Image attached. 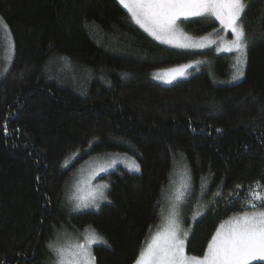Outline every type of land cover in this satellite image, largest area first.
<instances>
[{"label": "trees", "instance_id": "trees-1", "mask_svg": "<svg viewBox=\"0 0 264 264\" xmlns=\"http://www.w3.org/2000/svg\"><path fill=\"white\" fill-rule=\"evenodd\" d=\"M247 2L244 75L219 85L210 74L227 78L230 55L158 44L117 0H0L13 46L0 78V264L47 261L66 220L61 202L73 166L62 164L92 141L88 155L126 153L140 169L102 176L107 203L70 220L106 241L93 248L94 264L137 260L182 157L196 190L191 204L205 206L186 252L204 255L219 224L245 210L235 197L264 187V0ZM179 24L193 35L216 26L207 18ZM195 61L206 66L176 83L151 79Z\"/></svg>", "mask_w": 264, "mask_h": 264}, {"label": "snow or ice", "instance_id": "snow-or-ice-1", "mask_svg": "<svg viewBox=\"0 0 264 264\" xmlns=\"http://www.w3.org/2000/svg\"><path fill=\"white\" fill-rule=\"evenodd\" d=\"M119 3L128 10L135 23L153 39L174 47L203 48L214 42L208 37L199 41L191 40L177 24L178 20H187L190 17H214L219 21L221 28L230 31L234 37L221 48L238 53V67L234 79L244 75L247 43L242 20L250 7L247 0H119ZM192 67L193 65L188 64L169 70L165 74L169 77L165 79V83H171L178 76H184L187 69ZM128 167L135 171L140 170L135 162ZM99 171L104 172L107 169L102 167ZM107 187V184L99 186L90 202L77 204V210L89 206L99 207L97 200L107 199L102 190ZM215 195L219 196L220 193ZM179 199L180 197H177V200ZM248 203L252 211H245L242 215L222 223L209 241L202 257L185 254L184 237L187 233L181 235L180 225L174 214L164 231L154 236L152 242L140 253L136 264H250L253 260L264 261V195L258 191L253 192ZM97 242L106 243L93 233L86 244H77L76 251L69 258L70 264H92L94 257L89 245ZM58 255L61 258L58 264H65L64 250H58Z\"/></svg>", "mask_w": 264, "mask_h": 264}, {"label": "rangeland", "instance_id": "rangeland-1", "mask_svg": "<svg viewBox=\"0 0 264 264\" xmlns=\"http://www.w3.org/2000/svg\"><path fill=\"white\" fill-rule=\"evenodd\" d=\"M117 2L119 3V0H117ZM119 5L121 6L123 10H125L128 13L133 23L141 31H143L146 35H148L152 40H154L158 44H161V45H164L170 48L190 50V51L211 50L213 55H230L231 56V59H230L231 69H230V73L228 74L227 78L221 79V78L216 77L212 73L210 74L214 76L213 77L214 79H216L214 80L212 78L215 83L219 85H231V84H235L239 82L241 78L243 77L241 76L237 79H234V76L236 75V69L238 67L237 65L238 53L235 51L221 50L222 46H226L227 43L230 42L234 37L232 36V33L230 31H225L224 29H222L219 21L215 20L214 17H190L187 19V20H193V19H199V18H207V19L213 20L216 23L215 28H212L211 30L201 35H193L190 32L186 31L179 24V21L184 20V19L178 20L177 21L178 26L188 37L191 38V40L199 41L203 37H208L210 41H214L212 43H209L206 47H203V48H181V47H174L169 44H163L153 39L152 36H150L138 24L135 23V21L131 17V14L128 12V10L124 8L120 3ZM8 45L11 47L12 53L5 51ZM1 53L2 55H0V78L6 72L10 64L9 61L10 60L12 61V58H13V46H12L11 38L7 30V27L5 26L3 21L2 23H0V54ZM188 64L193 65V67L187 69V72L184 76L182 77L178 76L176 79L172 80L171 83H165V79L169 78L165 74L168 73L169 70L181 67L183 65H188ZM245 65H246V62L243 65V71L245 69ZM204 66H206V61L187 62L185 64H181V65H178L172 68L156 71L151 74V79L159 85L168 86L173 83H176L179 80L187 78L191 73L199 72ZM95 142L96 141H92L88 149L84 151H78L70 155L68 158L64 160L62 164L63 169H67L73 166L72 171L67 181L64 184L63 198L61 202V207L66 213V220L62 225H60V227L56 228V230L54 231L52 239L50 240V244L47 248V253H48L47 261L44 264H58L59 260L61 259L60 256L58 255V250L60 249L64 250L63 259L65 261V264H70L69 258L71 257L72 253L76 251L77 244H81V245L86 244L88 238L93 233H95L99 238H102L93 228L91 227L80 228V227L74 226L70 221L71 218L76 215L84 214L87 212H97L101 209V207L104 204L107 203V199L97 200L99 207L89 206L87 208H80L79 210H77L76 208V205L79 203L90 202L92 195L97 192L99 186L106 184L104 181L101 180L102 176L106 175L107 173L117 168H121L122 170L128 173H133V174L139 173V171L132 170L128 167V165L131 164L132 162H135V164H137V162L130 155L126 153L112 152V153H104V154H99V155H95V154L88 155L91 145L94 144ZM84 155H88V156L85 158H82V156ZM183 159H184L183 157L182 159L181 158L177 159L179 161H176L175 165L173 166V169L170 175V180L168 184L162 189L161 210L159 213V222L156 225L154 231L145 240L142 251L146 249L147 246L152 242V239L154 236L164 231V229L168 226L169 219H171L173 215L175 214L176 219L178 220L179 225H180L181 235L183 236V233L185 232L187 233V236L184 237L185 254L188 256H191L187 254L186 252V241L191 234L194 224L204 214L205 206L204 205L198 206V204L195 206H192L191 204V201H193V197L195 195L194 193L196 190L192 188L190 184V172L187 167V164L185 163V159L184 160ZM181 162H183V164ZM102 167L106 168L107 171L100 172L99 169ZM102 190L104 192V195L107 197V194H106L107 188H104ZM257 191L261 195H264V187L261 185H257V184L249 188L247 196L243 198H239V196L237 195L235 197V201L238 204L243 205L245 207V210L235 215H232L228 219L222 221L219 224V226L222 223L233 219L234 217L242 215L245 211H249V212L252 211L248 202L251 201L253 192H257ZM177 197H180V199L177 200ZM196 199L197 201H199L200 198L198 197V195ZM256 203L259 204V201H257ZM188 220H189V223H186ZM219 226L216 228V230L219 228ZM216 230L214 232V235L216 233ZM102 240L105 241L103 238ZM104 245L105 243H100V242L91 243L89 245V249H90L92 257H93V252H92L93 248L95 246H104ZM136 261L133 264H136ZM253 262H264V261L253 260L250 262V264ZM92 264H94V259L92 261Z\"/></svg>", "mask_w": 264, "mask_h": 264}]
</instances>
